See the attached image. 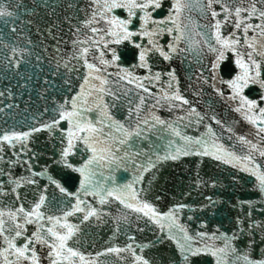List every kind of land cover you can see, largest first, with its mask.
Listing matches in <instances>:
<instances>
[{"label":"snow or ice","instance_id":"snow-or-ice-1","mask_svg":"<svg viewBox=\"0 0 264 264\" xmlns=\"http://www.w3.org/2000/svg\"><path fill=\"white\" fill-rule=\"evenodd\" d=\"M13 7H23L22 0H15V4L0 0V23L5 27L9 26V20L4 18L14 21L18 17V13L11 10ZM67 7L71 9L74 4L69 2ZM118 10H123L126 16L121 17ZM193 11L207 23L195 20ZM64 21L69 24L70 40L59 35V21L46 29L56 41L52 46L55 55L49 57V62L54 64L56 75L61 68L65 69L66 84L71 83L70 74L79 70L78 65L84 67L86 71L79 90L50 110L53 117L49 122L28 131L0 129V162L10 166L8 170L0 167V177L8 178L0 180V197H14L12 206L0 201V264H102L101 256L114 257V264H157L155 259L144 255V250L166 242L174 244L177 252V256L169 258L168 264H193V258L199 257L212 258L213 264H264V220L253 218L257 203H264V0H88L83 20L76 25H72L69 17H64ZM54 29L56 35H53ZM10 30L16 31L15 27ZM165 36L170 39L162 43ZM26 39L28 45H32L31 39ZM125 42L137 50V62L130 66L123 65L116 47ZM62 44L70 45L71 50L65 52ZM0 47L10 49L11 56L4 58L7 67L18 69L22 63L31 62L27 57L33 55L32 51L28 47L5 44L2 32ZM43 51L47 52V47ZM188 53L195 54L197 63H201L205 54H211L206 68L210 75L205 76L202 68L198 79L215 88L225 100L235 102L233 110L254 128L252 139L236 136L234 128L226 127L214 114L201 115L181 92L180 78L172 63L182 62ZM230 53L234 54L237 70L230 79H224L220 70ZM156 57L169 62L167 71L153 70L150 61ZM35 58L42 59L39 55ZM109 68L115 71L109 72ZM136 68L146 69V74H137ZM217 81L230 89V95L225 96L224 91L215 87ZM252 86L260 90L255 99L245 94ZM154 88L158 91H153ZM129 93H134L135 104L128 98ZM3 95L0 91V96ZM149 100L154 102L149 104ZM124 104L128 105L127 115L124 120L117 119L114 110ZM185 106H188L185 115L174 120L164 119L155 111L163 107L169 111L181 110ZM3 111L0 108V112ZM206 119L219 126V132L212 123H205ZM61 122H66L68 127L61 129ZM201 124L205 131L200 135H189L185 131ZM225 127L230 134L227 139L235 138L241 151L222 142ZM56 130L65 145L61 162L72 172L79 173V188L69 191L48 175L51 184L72 199L65 207L53 211L45 186L40 189L38 199L26 208L19 189L38 185L36 177L46 175V171H33L30 159H5L4 146L16 150V156L27 154L31 151L27 145L35 133ZM154 137L164 144L157 145ZM78 144L90 151V155L76 166L69 157L79 151ZM187 157L208 158L254 178L253 189L260 200L237 202L235 206L247 211L236 218V230L231 234L219 229L211 233L192 229L181 218L189 205L177 203L161 211L153 202L160 196L147 197L164 163L179 162ZM18 164L27 166L28 175H13L11 168ZM129 168L132 179L119 182L117 173ZM102 170H108V175ZM146 174H149L147 181ZM5 183L12 185L7 192ZM194 183L199 187L208 182L197 172ZM210 186L216 187L217 182L213 181ZM89 196L97 200L89 201L86 199ZM206 200L208 203L201 210L218 203L212 197ZM116 202L122 208L117 209L114 217L113 236L121 232L122 225L130 227L135 221L143 220L145 224L156 226L157 239L139 244L135 236H128L131 243L111 245L95 255L85 253L79 247L82 225L107 223L106 217H112V212L104 206L110 209ZM260 211L264 215V208ZM186 219L193 218L187 216ZM29 226H32L31 231ZM200 227L206 225L202 223ZM136 230L144 231L140 227Z\"/></svg>","mask_w":264,"mask_h":264},{"label":"water","instance_id":"water-1","mask_svg":"<svg viewBox=\"0 0 264 264\" xmlns=\"http://www.w3.org/2000/svg\"><path fill=\"white\" fill-rule=\"evenodd\" d=\"M3 2L5 4H15V0H3ZM69 2L74 4L71 9L67 7ZM22 3L23 7L20 9H15L14 7L11 9L18 13V17L14 21L10 18H4L9 20V26L5 27L0 23V32L3 34V42L5 44L19 48L28 47L33 53L31 57H27L31 61L30 63H22L16 69L7 67V61L4 60L5 57L11 56L10 49L0 47V61H2L0 62V91L4 92V95L0 96V108L4 109L3 112H0V129H14L16 131H28L34 126L51 121L53 113L50 110L55 108L57 103H62L66 98L70 99L79 90L82 83L81 77L86 71L84 67L78 65L79 70L75 74H70V84L65 83V69L61 68L59 70L60 74H54V64L49 62V57L55 55L52 51V46L55 45L56 41L49 36L46 29L54 21H59L61 29L59 35L64 40H70L69 24L64 21V17H69L72 25L78 24V21L83 20L85 17L88 0H22ZM80 9L85 11H80ZM118 14L121 17L126 16L123 10H118ZM192 16L200 24L207 23L195 11H193ZM27 21H32V23L28 24L26 23ZM11 27H15L16 31L12 32L10 30ZM56 34L57 30L54 29L53 35ZM26 38L31 39L32 45H28ZM169 39L168 36H165L161 42L163 43ZM45 47H47V52L43 51ZM61 47L65 52L71 50L68 44H62ZM116 47L118 53L121 54L124 66H130L137 62V50L133 46L125 42L124 45ZM181 47H184V45L181 44ZM37 55L42 57L41 61L36 60L35 57ZM108 58L110 59L111 57L109 56ZM211 59V54H205L201 58V63H197L195 54L188 53L182 62L178 60L172 63V67L176 69L180 78L181 92L192 102V105L196 107L201 115L207 117L214 114L221 119L226 127L232 126L236 136L245 135L252 139L251 133L254 132V128L239 113L233 110L235 102L225 100L216 93L215 88L209 86V84L201 83L198 79L202 68L205 69V76L210 75L206 68L210 64ZM233 61L234 54L230 53L228 61L222 64L220 70V75L224 79H230L237 70ZM150 62L154 65V71L168 70L169 62L164 61L160 57H156ZM108 71L114 72L115 69L109 68ZM135 72L139 75H145L146 69L136 68ZM189 76L192 77L191 80L188 79ZM215 87L224 91L225 96L230 95V89L226 85L217 81ZM201 89L202 91H200ZM153 91H158V88H154ZM198 91H200V94L196 95ZM245 94L255 99L260 94V90L258 86H252L245 91ZM128 98L132 99L133 104L136 103L134 93H129ZM153 102L152 100L148 101L149 104ZM9 104L13 105V107H7ZM127 107L128 105L124 104L114 110V115L117 119H125ZM187 107L173 111L163 107L155 109V111L157 115L164 119L174 120L177 116H184ZM45 109H49V111L46 112ZM205 123H212L213 127L219 132V126L215 125L213 121L206 119ZM59 127L66 129L68 125L66 122H61ZM226 127L223 132L222 142L237 152L241 151V146L235 138L232 140L227 139L230 134L226 131ZM185 131L189 135L197 136L205 131V127L204 124H201L186 128ZM153 139L157 145L162 146L164 144V141L157 137ZM64 146L61 133L58 130L51 133L48 131L35 133L27 145L31 150L27 154L16 156V150L10 149L7 145L4 146L5 159H30L33 171H46V175L36 177L39 182L38 185L19 189L26 208L29 207L30 202L38 199L40 189L45 186L51 201L49 207L53 211L65 207L67 202L72 199L61 194L48 180V175H51L53 179L59 180L69 191L75 192L78 190L79 173L72 172L61 162V150ZM17 148H19V145H17ZM78 149L79 151L74 156L69 157L70 161L76 166H79L90 155V151H85L80 144H78ZM198 161L203 162L197 163ZM0 167L8 170L10 166L0 162ZM11 171L14 176L28 175L27 166L24 164H18L11 168ZM102 171L105 176L108 175V170ZM197 172L204 181L208 182L204 186L198 187L194 183L195 173ZM117 176L119 182H126L132 179V171L130 168L127 171L121 170L117 173ZM233 176H235V180H233ZM7 179V177H0V180L6 181ZM98 179L102 178L98 177ZM144 179L147 181L149 174H146ZM213 181L217 182L216 187L210 186ZM253 184V177L247 173L239 172L229 165H222L208 158L187 157L179 162H165L158 174V179L152 183L147 197L153 199L155 196H160L158 201L153 200V202L161 211H167L177 203L189 205L190 207L183 210L181 218L182 222L189 224L192 229L209 233L219 229L220 232L231 234L236 230V218L243 216L244 212L247 211V209L235 206L237 202L248 199L260 200L254 192ZM11 187L12 185L5 183L4 190L7 192ZM206 197H212L218 203L215 206L201 210V207L208 203ZM13 199L14 197L9 195L0 197V201H3V204L8 206H12ZM86 199L89 201L97 200V198L91 196ZM104 207L112 212V217H106L107 223L82 225L83 231L79 247L85 253L95 255L97 252L104 251L108 246H123L126 243H131L132 241L128 239V236H135L136 243L139 244H145L157 239L156 226L145 224L143 220L135 221L130 227L122 225L121 232L113 236L115 229L114 217L118 214L117 209L122 208V206L116 202L111 205L110 209L108 206ZM262 208H264V203H257V209L253 212L254 219L264 220V215L260 211ZM187 216H191L193 219L187 220ZM74 222L76 221L74 220ZM202 223L206 227L201 228L200 225ZM137 227L143 228L144 231H137ZM29 230H32V226H29ZM242 245L243 241L240 242V246ZM137 251L139 252V249ZM144 255L155 259L157 264H168L169 258L177 256V252L174 244L166 242L165 244L157 245L155 248L145 249ZM99 260L102 264H114L115 262V258L110 256H101ZM119 264H123V262H119ZM193 264H213V262L212 258L199 257L193 258Z\"/></svg>","mask_w":264,"mask_h":264}]
</instances>
